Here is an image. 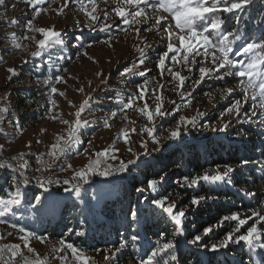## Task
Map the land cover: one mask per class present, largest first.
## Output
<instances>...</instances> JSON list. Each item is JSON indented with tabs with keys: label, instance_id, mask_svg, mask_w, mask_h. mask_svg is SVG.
<instances>
[{
	"label": "rangeland",
	"instance_id": "rangeland-1",
	"mask_svg": "<svg viewBox=\"0 0 264 264\" xmlns=\"http://www.w3.org/2000/svg\"><path fill=\"white\" fill-rule=\"evenodd\" d=\"M118 2L119 0H107V2L95 0L97 12L94 14L98 15L100 19L92 27L108 24L111 25L110 32H120L119 35L99 44H86V47L79 54H75V49H73L77 46V39L80 38V34L91 32V29L85 26L88 24V17L81 10L80 0H68L67 7H64V0H44L43 3L39 4L36 3V0H31L30 3L28 0L23 3L19 0H5V4L0 5V106L8 109L3 116H0V145H3L0 148V160L15 165L19 162V155L23 154L24 159L29 162V167L24 170L25 176L32 186V190H26L28 196L34 192H40V196L48 195L37 183V178H39L40 181L45 182V187L48 188L49 186L48 189L57 197L54 210L36 211L34 201L31 204L22 201V205L19 206L15 215L8 214L7 222L0 223V237H3L0 239V246L19 243L23 257L28 259H35L38 253L39 257L47 261L48 264H60V260L53 255L54 249L60 247V240L51 239L49 236H42L33 231L36 237L30 240V246L34 251L28 252L19 239L22 235L18 231L19 226H24L27 229L29 224L39 226L40 224H48L50 220L53 222L58 217L60 209L67 203L69 206L78 207L90 218L95 217L100 212L102 205L116 197L123 185L129 184V181L134 178L135 166L159 159L166 150L163 147L165 144L179 145L185 139L202 143L213 137H221L227 144H235L236 148L243 153L252 156V163L264 166V123H262L264 110L257 108L256 113L258 115L251 121L243 116L237 118L234 114L221 116L226 108L230 107L236 99H240L243 94L236 91L231 97L221 99L219 92L215 89L223 87L222 80L214 77H207L203 82L206 86L203 94L191 99L187 95L191 90L188 88L194 84L195 79H199V67L208 66L210 61L204 60L202 56H197L195 59L199 63L189 64L188 67H185L182 63L174 64L170 59L174 54L169 53L166 68H171L173 72H179L188 78L183 89L185 96L181 98L180 90L177 87L179 81L167 71L161 75L160 69L157 67L159 56L167 50V43L169 42L167 36L162 29L158 28L145 31L146 25L143 23L125 25L114 11ZM83 3L90 11L89 0H83ZM61 8L63 9L62 13L58 11ZM128 8L130 11L133 10L131 6ZM105 13H107L106 19ZM161 15L168 16L167 13H161ZM29 21L32 22L33 27H54L60 33V38L65 44L62 50L68 58L65 59V56V60L60 62L51 59L56 47L44 51L41 57L33 56L32 53L37 50L36 41L43 37L41 34L26 28ZM151 23L152 21L149 20V25ZM162 23L164 27H168L169 24L173 25V30L179 32L178 29H174V21L170 17ZM137 28L141 30L139 35L136 32ZM25 36L30 38L25 39ZM33 37L34 39H32ZM144 41L150 45V48H145ZM173 42L179 46L178 41ZM17 44L20 47H17ZM138 47L145 48L147 58L145 64L140 65L135 70L145 71V77L133 75H129L127 78L122 77L121 73L126 68L138 64ZM85 52L87 55H84ZM176 55L179 60L183 53ZM39 62L48 66L50 72H53V77L42 80L35 75L28 74L31 71L37 72V66L46 68ZM63 63H67L66 67H60ZM8 68H15L16 75L12 76L8 73ZM189 68L191 71L188 70ZM57 76H62L64 82L56 83L55 78ZM144 79L150 81L146 86L147 91L144 99L137 100L132 108L127 109L126 112H121L118 101L123 99L124 102H127L130 95L137 94L138 85L143 84ZM234 79V77H226L224 80H227V83L224 86L234 87ZM50 87H56L58 92L52 94ZM16 88H34L39 92L38 100L45 111L37 122L30 123L27 121L24 123L21 121L24 114L19 106V99L14 94ZM79 89H83V91H79ZM61 92L64 95H60ZM209 92L213 97L211 101L207 95ZM86 99L89 100V107L82 114V119L88 120L90 123L81 129L79 143L72 146L65 156L53 162V158L48 155L51 145L56 142L58 135H67V125L60 123L59 119H52L51 117L59 116L62 119L73 121L75 111ZM189 99L191 100L190 105L184 107ZM38 100L31 101L25 111L27 113L33 112L31 107ZM51 101H55V106ZM145 101L153 112L157 104L162 102V110H168L169 114L166 116L169 117L177 110L188 118L195 115L197 110L206 113V115L202 118L200 126L189 127L187 132L182 131V139L179 141L167 139L169 130L175 126V123L164 127L165 125L161 121L166 116L157 117L154 123L157 127V139L160 143L155 144L149 140L148 147L145 149L140 146L139 141L148 140L147 134H137L139 128L148 123L146 116L139 112V108L143 107ZM103 106H109L111 111L104 109ZM250 106L251 101L248 103L241 101L242 112L249 111ZM112 112L117 113L116 117H112ZM105 119H107L110 127L103 126ZM230 121V127L221 131L220 128L223 123ZM133 127L137 129V133L131 132ZM240 128H248L253 134L241 137L238 135L241 131ZM124 129H128L131 137L129 144L123 142L121 133ZM196 131L195 137L190 135L191 132ZM113 147L119 151L114 152ZM128 147H131L133 152H128L126 150ZM104 149H109L110 153L119 157V160H108V163L118 166L120 160L125 163L129 160L134 161L128 165L130 171L114 172L113 175L107 177L90 173L86 182L73 178L74 171L86 165L89 157L95 159L96 153ZM38 155H42L45 164L54 163V168H44L36 159ZM205 155L208 158L206 151ZM205 160L208 161V159ZM69 164L73 167L68 168ZM37 169L42 170L38 171ZM220 171H224V168H220ZM17 176L19 177V173ZM46 178L58 179L60 182L47 184ZM65 179L69 181L68 184L63 183ZM2 181L3 178L0 182ZM75 185L80 186L79 196L75 192ZM130 186L129 184L128 187ZM138 188H142V186ZM65 189H72L73 191L69 194ZM21 190L25 191V188L23 187ZM94 197L96 198L94 199ZM13 223H17V228L12 227ZM65 253L68 254V264H75L67 249L64 252L55 253V256H62ZM85 254L94 257L98 264H109L103 258L105 251L85 252ZM108 254L111 255L110 252ZM122 260L118 254V264H136L134 261ZM18 261L19 264H23L22 258H18Z\"/></svg>",
	"mask_w": 264,
	"mask_h": 264
},
{
	"label": "snow or ice",
	"instance_id": "snow-or-ice-1",
	"mask_svg": "<svg viewBox=\"0 0 264 264\" xmlns=\"http://www.w3.org/2000/svg\"><path fill=\"white\" fill-rule=\"evenodd\" d=\"M30 3L31 0H28ZM44 0H36V3H43ZM107 2V0H105ZM91 4V10L80 0L81 10L88 17V24L86 27H90L95 24L100 17L95 15L97 12V4L95 0H89ZM252 3V0H119L115 6V14L119 17L125 25L131 24H141L146 25L145 31H152L153 28L162 29L164 34L167 36V50L159 56L157 67L160 69L161 75L167 71L174 79L179 81L177 86L179 95L184 98L185 92L183 91L185 87V81L188 79L182 76L179 72H173L171 68H166V60L169 59V53H173L170 59L174 64L182 63L185 67L189 64L199 63L195 57L202 56L204 60L210 61L208 66H200L199 79H195L193 82L196 85L203 83L207 77H214L219 80H224L226 77H234V87L223 86L222 88L215 89L219 92L221 99L225 97H231L234 92L239 91L243 95L240 99H236L235 102L228 108L223 115H235L239 118L241 116L247 118L249 121L255 118L258 113L256 109L259 108L264 110V20L259 22V31L262 33L260 36V41L257 42L252 40L249 36H242L239 29L235 31L227 30L224 26L227 21L224 14H230L231 17H235L237 22L240 17L236 14L238 12L246 11L248 5ZM5 0H0V5H4ZM68 0H64V7H67ZM128 6H131L133 10H129ZM152 10V11H146ZM59 12H63V9H58ZM161 13H167L168 16L161 15ZM131 17V19H129ZM174 21V29H178L179 32L173 30V25L169 24L168 27H164L162 22L167 21L168 18ZM107 18V13H105V19ZM149 20L152 23L149 25ZM111 25L104 24L101 26V30H107ZM28 30L34 31L42 35V39L36 41L37 50L32 53L35 57H41L43 52L49 48L56 47L57 45L63 44V40L60 38V33L55 30L54 27H33L31 21L26 25ZM140 29L137 28L136 32L139 35ZM25 39L30 37L25 36ZM34 39V37L32 38ZM173 41H178L179 46ZM110 43V42H109ZM145 48H150V45L144 41ZM20 47L19 44L16 45ZM145 48L138 47L139 52L138 64H134L133 67L126 68L124 72L121 73L122 77L127 78L129 75L145 77L146 72L136 71L140 65L145 64L146 52ZM203 50V51H201ZM183 53L181 59H177L176 54ZM84 55H87L85 52ZM233 55H243L247 56L248 60L243 59L236 60L233 59ZM25 63L27 61H24ZM191 71V68L188 69ZM7 72L12 76L16 75L15 68H8ZM47 82V81H45ZM56 83L64 82L62 76H57L55 78ZM150 83L148 79H144L143 84L138 85L139 91L137 94L130 95L127 102L123 99L118 101V107L121 112H126L127 109L133 107L137 100H143L147 91L146 86ZM83 91V89H79ZM50 92L55 94L58 92L56 87H50ZM64 95V93H60ZM191 97L192 93H187ZM209 100L213 98L211 92L207 93ZM119 96V94H117ZM160 99V97H157ZM241 101L248 103L251 101V106L249 111H241ZM55 106V101H51ZM71 104V102H69ZM191 100L184 107H188ZM89 107V100H84L77 110L75 111V119L69 121L62 119L59 116H53L52 119H59L60 123L67 125V135H58L56 137V142L51 145L48 155L53 158V162L59 160L61 157L65 156L70 148L79 143L81 129L87 127L90 123L88 120L82 119V114L85 113L86 109ZM8 111L7 107L0 106V116ZM139 112L146 116L148 123L141 126L137 133V129L133 127L131 132L137 133L139 135L147 134L148 140H141L139 144L143 148L148 147V141L155 144H159L160 141L157 139V127L154 123L157 117L163 118L169 114L168 110H162V102L157 104L155 111L149 109L148 103L145 101L143 107L139 108ZM112 117H116L117 113L112 112ZM206 113L197 110L196 114L188 118L180 115L175 121V126L169 130L168 140L179 141L182 139V131L187 132L189 127L196 128L200 126V122ZM264 123V121H262ZM231 121L223 123L220 128L221 131L226 130L230 127ZM104 127H110L107 119H105ZM211 126V125H209ZM123 142L129 144L131 137L129 136L128 129H124L121 133ZM3 145H0L2 148ZM165 149L172 147L171 144H165L163 146ZM128 152H133L131 147L126 149ZM113 151H119L113 147ZM135 155V153H133ZM16 159V157H13ZM37 161L40 162L44 168L53 169L55 164H45L42 155L36 157ZM108 160H119V157L110 153L109 149H104L103 151L96 153V158L93 159L89 157L86 165L82 166L79 170L73 172V178L81 181H87L90 173H97L100 176H111L114 172L124 173L130 171L128 165L134 163V161L129 160L125 163L123 160L119 161V165L108 163ZM250 161L245 160L243 163L247 164ZM103 165V167H102ZM29 167L28 160L24 159V155H19V162L15 165L8 163L7 161L0 162V170L7 169L13 173H19L20 181L27 185L29 183L28 178L25 176L24 170ZM71 164L68 168H72ZM220 165H217L212 169H202V174L195 175H184L182 177L181 187L193 188L200 187L201 184L211 186L212 188L218 187L222 184H231V174L235 169L228 164L223 165L224 171H220ZM38 171L42 169H37ZM264 170V169H262ZM159 180L153 178L146 181V188L152 192H158V186L164 180L166 173L161 175L157 173ZM17 176H12V188L7 190L3 196H0V223H6V217L8 214L15 215V212L19 210V206L22 205V201H27L31 204L34 201L35 210H54L57 197L56 194L51 192L45 187V182H42L37 178V183L40 187L48 193L46 196L32 195L28 196L27 191H22L20 184L17 182ZM60 181L47 179V184H55ZM64 184H68L69 181L65 179ZM69 194L73 191L72 189H65ZM80 186L75 185V192L77 196L80 195ZM137 191L143 192L145 188H138ZM248 195L255 196V193L249 192ZM96 197H94L95 199ZM207 198L204 195L193 196L191 199L192 205H199L202 201ZM148 199V198H145ZM150 205H154L156 209H159L163 214H165L170 222L173 223L174 235L181 236L186 235L184 230V217L186 215L185 211L181 208L178 209L175 202H169L168 198H151L149 200ZM259 207H250L251 215L247 218H241L238 212H232L223 215L218 219L215 226L204 227L202 232L203 235H194L186 243L190 245H195L200 247L201 241L204 237L208 236L210 233L215 231V228L225 227L226 222L231 224L235 222L234 227H229L225 232L223 237L218 243L203 244L202 246L213 253L220 251L222 249L229 248L230 245H240L243 242L247 245L250 250L259 248L264 250V201H257ZM145 215V212L139 208H129L127 216L131 217L129 221V226L138 225L141 217ZM254 218V222L251 226L246 228L243 234L240 230L243 226L248 224L249 220ZM17 223H13L12 227L17 228ZM20 235L19 239L23 242L24 247L28 252H33L34 249L30 246V240L36 237V234L29 231L24 226L18 227ZM11 235V233H9ZM3 237H0L2 239ZM141 240L138 228H134L131 235L127 238L123 236L119 240L118 244L113 246V249H108L105 251L104 260L109 262V264H118V254H121L125 250L129 243L132 246H137V242ZM60 247L54 249L53 255L56 259L60 260V264H68V254L62 256H55V253L64 252L67 249L72 260L75 264H98L94 257L88 256L85 252L75 246L73 243L66 242L65 240L59 241ZM178 242L173 240H167L161 242L157 240L152 244L150 249L145 253V257L140 259V264H176L178 260L177 255ZM111 253L109 255L108 253ZM18 258H22L23 264H48L47 261L41 259L39 254H36L35 259H28L23 257L21 252V245L19 243L15 244H5L0 246V264H19ZM197 264H204L203 261H197ZM261 264H264V255L261 256Z\"/></svg>",
	"mask_w": 264,
	"mask_h": 264
},
{
	"label": "trees",
	"instance_id": "trees-1",
	"mask_svg": "<svg viewBox=\"0 0 264 264\" xmlns=\"http://www.w3.org/2000/svg\"><path fill=\"white\" fill-rule=\"evenodd\" d=\"M19 1L23 3L26 0ZM224 15L227 21L224 27L227 30L239 29L242 36H249L252 40L261 42L262 33L259 31V22L264 20V0H252L246 11L236 14L240 17L238 22L230 14ZM89 28L91 29L90 33L80 34V38L77 39V46L73 48L75 54H79L86 47V44H99L120 33H111L110 27L107 30H101L100 26H90ZM64 45L56 46L51 59L60 62L65 56V59L68 58L62 50ZM232 57L236 60H248V57L243 55H233ZM39 64L46 68L37 66V72L31 71L28 74L35 75L42 80L53 77V72H50L46 64L42 62ZM66 65L67 63H63L60 67H66ZM221 82L224 86L227 80ZM190 86L188 89H191V99L203 94L206 87L205 83L201 85L191 84ZM14 94L19 99V106L24 114L21 117L22 122L33 123L41 119L45 110L38 100L39 92L34 88H16ZM35 100L38 102L31 107L33 112L27 113L25 110L29 107V103ZM103 107L111 111L109 106ZM180 115L182 114L177 110L170 117L163 118L161 122L165 125L164 127L173 125ZM240 130L238 135L241 137L253 134L248 128H240ZM196 134L197 131L191 132L190 135ZM186 136L188 137V135ZM245 160L250 162L244 164ZM252 162V156L243 153L236 148L235 144H227L221 137H213L202 143L185 139L181 144L166 149L159 159L136 165V174L129 181L131 186L128 187L129 184H124L116 197L102 205L100 212L95 217L90 218L78 207L69 206L67 203L60 209L58 217L53 222L50 220L48 224H40L39 226L29 224L27 229L42 236H49L51 239L73 243L84 252H104L113 249V246L118 244L122 236L127 238L134 228H138L141 240L137 242V246L134 247L129 243V246L119 254V258L123 259L122 261H134L136 264H140V259L145 257V253L157 240L178 242L176 264H197V261H203L204 264H261V256L264 255V250L259 248L250 250L243 242L240 245L232 244L229 248L215 253L202 246L203 244L218 243L228 228L235 226V222H231V224L226 222L223 228L217 226L214 232L203 238L200 247L186 243L194 235H203L204 227L215 226L218 219L223 215L238 212L241 218H247L251 215L248 211L249 208L259 207L257 201H264V170H262L264 166ZM225 164L231 165L235 169L231 174V184H222L215 188L204 184L193 188L181 187L184 175L202 174V169H212L217 165L222 168ZM157 173L161 175L166 173V176L158 186V192H152L146 188V181L153 178L159 180ZM13 175L15 174L6 173L4 175L3 181L0 182V196H3L7 190L13 187ZM17 178L21 189L24 187L25 190H32L30 183L24 185L18 176ZM141 186L146 190L137 191L138 187ZM249 192L256 195H248ZM32 195L40 196L41 194L34 192L29 196ZM200 195L212 198L205 199L199 205H192L190 202L192 197ZM165 196L169 202H175L178 209L182 208L185 211L184 230L186 235L175 236L173 223L170 222L169 218L159 209H156L154 205L149 204L151 198ZM130 207L139 208L145 212L139 224L131 227L129 226L131 217L127 216ZM253 222L254 218L249 220L248 224L243 226L240 233L237 234H243Z\"/></svg>",
	"mask_w": 264,
	"mask_h": 264
},
{
	"label": "built area",
	"instance_id": "built-area-1",
	"mask_svg": "<svg viewBox=\"0 0 264 264\" xmlns=\"http://www.w3.org/2000/svg\"><path fill=\"white\" fill-rule=\"evenodd\" d=\"M0 162H3V161L0 160ZM6 173H13V172H11V171H9L7 169L0 170V180L4 177V175ZM13 174L18 175V173H13ZM48 188H49V186H48Z\"/></svg>",
	"mask_w": 264,
	"mask_h": 264
}]
</instances>
